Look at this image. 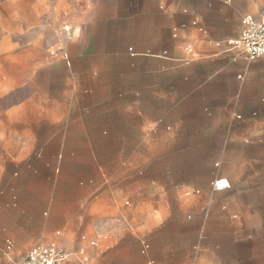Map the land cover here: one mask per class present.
I'll return each mask as SVG.
<instances>
[{
    "label": "rangeland",
    "instance_id": "obj_1",
    "mask_svg": "<svg viewBox=\"0 0 264 264\" xmlns=\"http://www.w3.org/2000/svg\"><path fill=\"white\" fill-rule=\"evenodd\" d=\"M116 1L118 10H99L96 25L84 30L65 22V0H0V109L3 113L12 108L20 118L26 114V103L35 106L33 126L17 122L18 134L32 130L34 135H61L64 127L56 119L68 113L66 103H80L82 94V103L96 101L100 108L109 105L110 95L121 98L126 91L136 93L152 86L154 75L149 71L154 64L145 55L168 57L173 41L184 52L185 45L200 39L193 30L184 34V40L173 38L172 29L177 25L196 18L231 33L240 27L243 15L264 13V0ZM64 53L69 55V66ZM191 62L182 57L174 71L164 65L160 75L163 90L201 84L209 69L200 64L193 66L200 74L198 79L188 85L179 83ZM31 72L34 77L27 78ZM219 90L216 101L234 98L229 94L232 85ZM43 104L54 115L49 127L38 125ZM254 110L240 119L232 109L223 114L216 110L214 119L201 121L206 126L199 122L173 129L172 139L162 142L161 151L166 154L148 175L157 177L160 187L140 182L121 196L122 205L129 201L124 207L133 220L129 236L113 250L111 264H147L142 240L149 245L152 264H264V204L252 206L246 198L258 179L264 182V109ZM103 114L109 133V111ZM240 138L248 143L242 146ZM57 145L34 143L33 153L26 156L28 163H18L12 177L45 182L51 176ZM41 146L48 152L39 156ZM92 146L96 153L104 151V163L109 167V149L116 161L126 144L109 142L108 135L105 142ZM239 149L241 153H237L244 157L234 159ZM127 155L122 151L121 162ZM141 170V164L134 167L136 177L143 179ZM215 175L236 176L239 191L231 194L245 197L214 201L208 177ZM193 188H199L201 194L186 195Z\"/></svg>",
    "mask_w": 264,
    "mask_h": 264
},
{
    "label": "crops",
    "instance_id": "obj_2",
    "mask_svg": "<svg viewBox=\"0 0 264 264\" xmlns=\"http://www.w3.org/2000/svg\"><path fill=\"white\" fill-rule=\"evenodd\" d=\"M65 1L68 8L65 22L84 27V30L88 25H96L99 10L114 11L120 8L116 0ZM192 21L205 29L206 37L193 26ZM175 29L178 30L177 36L173 34ZM192 30L200 35V39L197 44L188 43L191 45L190 51H180L176 48V41H173L168 57L157 53L145 55L149 57L148 62L154 64L149 71L154 75L151 88L146 87L136 93L129 90L121 98L110 95L109 105L100 108L96 101L82 103L83 94L80 103L73 100L66 103L64 107L68 113L56 119V123L64 127L59 136L34 135L32 130L18 134L17 122L33 126L35 106L31 103L23 106L26 114L20 118L12 108L3 113L0 109V264H15L23 259L29 248L50 240H56L69 252L62 264H111L113 250L121 247L122 240L129 236L130 222L133 220L127 207H124L129 204L125 205L124 202L122 205L121 196L127 193L130 185H140V182L160 187V180L148 175L159 165L157 160L166 154L161 151L162 142L172 139L175 134L173 129L214 119L212 112L216 110L223 114L232 109L234 113L246 117L251 110L264 109V57L249 61L243 56L224 51V40L237 37L240 27L226 33L210 23L206 26L192 18L187 23L175 26L172 37L184 40V34L190 35ZM182 57L192 62L186 64L187 70L180 75L179 83L188 85L193 79H198L200 74L193 66L199 64L204 70L206 67L209 69L204 81L191 88L173 86L168 91L163 90L160 78L163 66H169L167 69L174 71L178 67L176 62ZM63 60L69 66L68 54L67 62L64 54ZM26 77L32 79L34 72ZM211 82L212 87H208ZM229 85H232L229 94H233L234 98L216 101L220 94L219 87ZM41 109L38 118L41 122L38 125L49 127L54 115L46 104L41 105ZM108 111L109 133H106L107 124L102 117ZM248 120L251 121V117ZM121 125L122 129L119 128ZM108 135L109 142L122 141L126 144L122 151L128 154L126 161L121 162V151L116 157L118 160L114 161V154L110 155L109 149V167L104 163V151L96 153L92 146L105 142ZM239 141L242 146L248 143L245 138ZM50 142L59 145L55 146V153H51L57 157L51 176L45 182L26 181L23 178L17 181L12 177L18 163H28L26 156L33 153L34 143ZM144 148L151 152L143 151ZM38 150L39 156L48 152L44 146ZM237 152L241 153V149L235 150L234 159H242L244 156ZM139 164L144 168L141 170L143 179L136 177L134 172V167ZM223 177L229 180L231 188L222 192H211L209 189L214 201L245 197L234 192L231 194L232 191H239L236 176ZM208 179L210 182L212 177ZM257 181L246 197L252 206L264 204V182ZM57 232L60 234L57 235ZM80 250L88 257L87 263L82 261L83 253ZM148 251L142 252L141 248L147 257V264H152Z\"/></svg>",
    "mask_w": 264,
    "mask_h": 264
},
{
    "label": "built area",
    "instance_id": "obj_3",
    "mask_svg": "<svg viewBox=\"0 0 264 264\" xmlns=\"http://www.w3.org/2000/svg\"><path fill=\"white\" fill-rule=\"evenodd\" d=\"M193 26L203 35L207 36L205 29L196 21H192ZM66 29V27H65ZM174 36H177L178 30L173 32ZM224 51L231 52L233 54L243 56L245 59L252 61L259 57H264V13L258 14H245L240 20V31L237 37L224 40ZM185 50L190 51L191 45H185ZM64 59L67 62V53H64ZM237 118H241L240 115H236ZM218 165V164H216ZM231 188V184L226 177L221 175H215L209 182V189L211 192L227 191ZM186 195H200L199 188H193L185 192ZM129 202L125 201V205ZM57 235L60 233L57 232ZM10 243L8 242V247ZM97 246V244H96ZM149 249V245L146 242H142V252H146ZM81 256L82 261L87 263L89 261L85 253ZM69 252L60 245L56 240H50L46 243H40L38 245L29 248L23 259L15 264H62L68 258Z\"/></svg>",
    "mask_w": 264,
    "mask_h": 264
},
{
    "label": "bare ground",
    "instance_id": "obj_4",
    "mask_svg": "<svg viewBox=\"0 0 264 264\" xmlns=\"http://www.w3.org/2000/svg\"><path fill=\"white\" fill-rule=\"evenodd\" d=\"M66 27V29H68L69 27L68 26H64V28Z\"/></svg>",
    "mask_w": 264,
    "mask_h": 264
}]
</instances>
